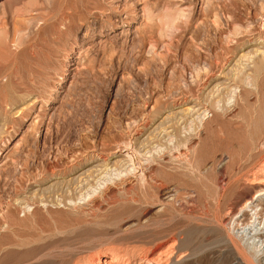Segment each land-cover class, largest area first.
<instances>
[{"label":"rangeland","instance_id":"obj_1","mask_svg":"<svg viewBox=\"0 0 264 264\" xmlns=\"http://www.w3.org/2000/svg\"><path fill=\"white\" fill-rule=\"evenodd\" d=\"M0 264H264V0H0Z\"/></svg>","mask_w":264,"mask_h":264},{"label":"bare ground","instance_id":"obj_2","mask_svg":"<svg viewBox=\"0 0 264 264\" xmlns=\"http://www.w3.org/2000/svg\"><path fill=\"white\" fill-rule=\"evenodd\" d=\"M256 214H257V213H256ZM254 243H255V242H254ZM255 247H256V248L258 247L259 249H261V248H262V245H258V244H256ZM262 251H263V249H262ZM258 254H259V253H258ZM258 257H259V256H258Z\"/></svg>","mask_w":264,"mask_h":264}]
</instances>
